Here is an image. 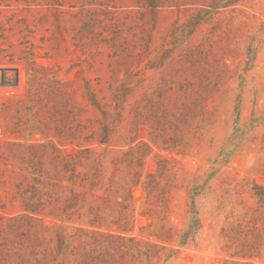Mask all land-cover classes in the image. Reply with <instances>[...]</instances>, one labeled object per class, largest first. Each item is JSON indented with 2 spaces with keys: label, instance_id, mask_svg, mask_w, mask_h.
I'll return each instance as SVG.
<instances>
[{
  "label": "rangeland",
  "instance_id": "1",
  "mask_svg": "<svg viewBox=\"0 0 264 264\" xmlns=\"http://www.w3.org/2000/svg\"><path fill=\"white\" fill-rule=\"evenodd\" d=\"M0 264H264V0H0Z\"/></svg>",
  "mask_w": 264,
  "mask_h": 264
},
{
  "label": "bare ground",
  "instance_id": "2",
  "mask_svg": "<svg viewBox=\"0 0 264 264\" xmlns=\"http://www.w3.org/2000/svg\"><path fill=\"white\" fill-rule=\"evenodd\" d=\"M14 77H15V72L13 71H0V79L5 78V80L7 79L8 81H12L14 80Z\"/></svg>",
  "mask_w": 264,
  "mask_h": 264
}]
</instances>
